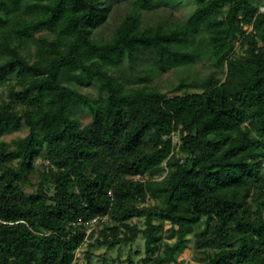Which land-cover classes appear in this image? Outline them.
Listing matches in <instances>:
<instances>
[{
    "label": "trees",
    "instance_id": "1",
    "mask_svg": "<svg viewBox=\"0 0 264 264\" xmlns=\"http://www.w3.org/2000/svg\"><path fill=\"white\" fill-rule=\"evenodd\" d=\"M154 1L0 0V264H99L140 236L138 264L190 241L204 264H264V10L195 0L186 20L144 23ZM182 69L171 94L151 84ZM98 216L88 237L75 224Z\"/></svg>",
    "mask_w": 264,
    "mask_h": 264
},
{
    "label": "rangeland",
    "instance_id": "2",
    "mask_svg": "<svg viewBox=\"0 0 264 264\" xmlns=\"http://www.w3.org/2000/svg\"><path fill=\"white\" fill-rule=\"evenodd\" d=\"M254 3L261 6L264 10V0H253ZM195 7V0H176L173 3L166 4L163 0H155L153 6L144 11L143 22L144 23H151L157 22L160 20H167V21H176V20H186L189 15L193 12ZM129 9V5L127 1H118L114 2V9L110 18V21L102 28V31L105 34H109L115 29V25L119 22V20L125 15L127 10ZM195 75L197 76H205L207 73L210 72V64L209 62H200L195 66ZM194 72H188L187 70H180V71H169L151 82L152 85L157 86L160 90L168 93H173L175 87L178 85L180 78L183 76L189 75L193 77ZM128 73V72H127ZM83 92H87L92 94V96H97L99 91L96 86L92 87H83ZM5 90L0 88V100L2 97L5 96ZM78 117L81 118L84 124L89 123L92 120V116L86 112L84 109L79 110ZM29 132L27 127H23L20 131H16L12 134H7L3 138L8 142H12L13 140L17 139L18 137L24 136ZM177 141V137H175ZM36 165L40 167L42 165V159L38 158L36 160ZM167 172V169L162 171V175L164 176ZM33 184L37 180V175L34 174L33 176ZM34 187L32 185H27V191L32 192ZM102 229V228H100ZM203 229V225L196 226L194 230V234L191 235L193 239L195 233H199ZM143 237L140 236L132 245L122 246L120 248H116L114 250L106 252L105 248L96 249L94 252L96 255H100L103 262H99L98 258L95 257V261H98L99 264H127L126 259L128 258L129 254L135 258L137 262L140 255L143 254L144 251V241ZM173 240H170L172 242ZM83 250V247H82ZM140 251L141 253L137 252ZM117 256H120L119 261H113ZM205 256L203 253H200L196 250L193 241L188 242V248L183 253H178L176 256V261L173 264H204L202 261V257ZM138 264V262L136 263Z\"/></svg>",
    "mask_w": 264,
    "mask_h": 264
},
{
    "label": "built area",
    "instance_id": "3",
    "mask_svg": "<svg viewBox=\"0 0 264 264\" xmlns=\"http://www.w3.org/2000/svg\"><path fill=\"white\" fill-rule=\"evenodd\" d=\"M4 221L0 218V224L3 223ZM110 218L107 217H96V218H92L89 220H85V219H79L75 224L79 227H81L85 232H86V237L90 236V234L95 231V230H99L100 228H103L105 224H109ZM5 223V222H4ZM79 249L76 250V257L74 262L77 261V257L79 255Z\"/></svg>",
    "mask_w": 264,
    "mask_h": 264
}]
</instances>
